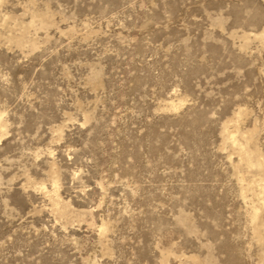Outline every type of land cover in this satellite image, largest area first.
Returning a JSON list of instances; mask_svg holds the SVG:
<instances>
[{"label":"rangeland","instance_id":"374dc122","mask_svg":"<svg viewBox=\"0 0 264 264\" xmlns=\"http://www.w3.org/2000/svg\"><path fill=\"white\" fill-rule=\"evenodd\" d=\"M0 264H264V0H0Z\"/></svg>","mask_w":264,"mask_h":264}]
</instances>
